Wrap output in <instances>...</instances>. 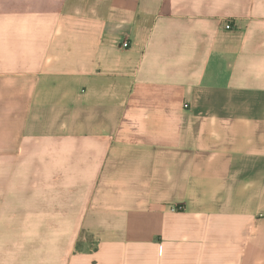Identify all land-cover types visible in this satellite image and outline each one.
Instances as JSON below:
<instances>
[{
  "label": "crops",
  "instance_id": "obj_1",
  "mask_svg": "<svg viewBox=\"0 0 264 264\" xmlns=\"http://www.w3.org/2000/svg\"><path fill=\"white\" fill-rule=\"evenodd\" d=\"M0 264H264V0H0Z\"/></svg>",
  "mask_w": 264,
  "mask_h": 264
},
{
  "label": "built area",
  "instance_id": "obj_2",
  "mask_svg": "<svg viewBox=\"0 0 264 264\" xmlns=\"http://www.w3.org/2000/svg\"><path fill=\"white\" fill-rule=\"evenodd\" d=\"M226 29H227V30H230V29H232V26H231V24H227V26H226ZM123 46H124V47H128V44H127V43H125Z\"/></svg>",
  "mask_w": 264,
  "mask_h": 264
}]
</instances>
